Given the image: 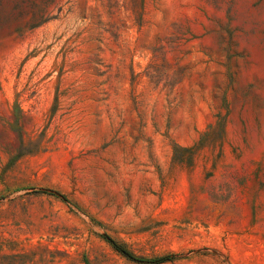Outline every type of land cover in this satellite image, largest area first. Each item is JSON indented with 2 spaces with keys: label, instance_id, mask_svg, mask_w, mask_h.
<instances>
[{
  "label": "rangeland",
  "instance_id": "rangeland-1",
  "mask_svg": "<svg viewBox=\"0 0 264 264\" xmlns=\"http://www.w3.org/2000/svg\"><path fill=\"white\" fill-rule=\"evenodd\" d=\"M0 264H264V0H0Z\"/></svg>",
  "mask_w": 264,
  "mask_h": 264
}]
</instances>
